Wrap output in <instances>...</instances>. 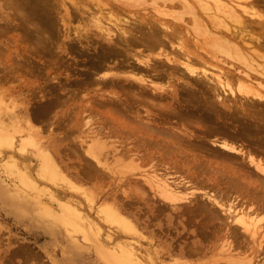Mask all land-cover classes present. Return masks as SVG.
Wrapping results in <instances>:
<instances>
[{"label":"bare ground","instance_id":"6f19581e","mask_svg":"<svg viewBox=\"0 0 264 264\" xmlns=\"http://www.w3.org/2000/svg\"><path fill=\"white\" fill-rule=\"evenodd\" d=\"M153 1L157 15L150 14V16L149 13H152L150 11L147 16L129 11L128 7L134 4L125 0H0V77L13 74L12 77L16 74L23 77L26 74L29 76L37 74L38 77L44 78L54 70L56 75L54 74L53 78L59 79L60 82L57 84L59 86L56 85L54 88L59 91L57 95L61 96L65 95L64 93L78 96L82 94L78 93L79 91L82 92L83 89L87 90L90 86H95L93 90L96 92H93V96L90 97L96 99V105L94 100H92L94 105L92 102L87 105L102 114L99 117L103 118L99 120L100 126L97 122L99 129L96 131L98 133L104 131L110 136L112 133L114 137L124 133L123 141L120 142L118 140L120 138L116 137L122 143L117 141L122 145L120 148H123L121 150L123 152L120 154L119 151L118 154L124 155L125 159L129 158L131 162L133 161V165L152 164L153 159L156 158L158 159L155 161L162 160V163L158 165L153 162L154 165L159 167L164 162L163 166L166 169L164 173H158L160 168H157L152 171V174L145 175L147 183L149 182L152 188L160 191V197L163 196L169 199V202L173 201V205L178 206V201L188 199L193 192L184 191L180 182L170 178L167 173H180V171H186L191 175L206 173L208 179L211 180H208L206 189L209 187L211 190L209 193L214 191L215 194L213 196L207 190V193L204 191L203 194H209L207 200L213 201H209L210 203H214L213 199H216L215 202L217 201L220 209L228 214L226 213L225 216L217 212V215L215 213V210L219 209L217 204L215 206L218 209L213 210L214 208L207 203L213 212L210 213V207L208 209L207 205H201V203L204 204L201 201L205 200L200 198L201 203L194 205L198 208L189 207L194 211L195 209L199 211L207 209V214L209 212V215L215 216L211 218L207 217L206 212L202 214L203 220L207 218L206 225L208 221L211 222L208 225L215 227L217 235L223 233L221 237H243L242 230L249 232V237L264 236V217L261 216L264 213V181H262L264 180V175L262 176L264 174V62L257 59V56L261 55L260 59L263 60L264 52L262 56L261 51L259 53V50L253 47L255 41L257 46L264 48V32L261 36L253 34L254 28L260 27L264 31V16L261 15L262 12L258 13L259 11L254 9V5L249 7L250 3L247 6L241 3L242 0H163L162 3L158 0ZM167 6H173L172 9L176 6L185 7L191 16L186 17L188 14L185 11L176 14L175 9L171 10L174 12L171 13L167 10L169 9ZM198 6L201 8V10L199 8L201 13L197 10ZM131 14H133L132 17ZM207 21L212 24L210 28ZM254 22L262 25L258 26V24L255 27L252 25ZM188 25L194 28V32L191 31L192 28L189 29ZM195 30L199 34L198 40H202L200 35L211 37V41H209L210 37L207 39L209 44L212 42L211 49L207 45V48H204L203 44L201 46V41L199 45L203 52L201 47L200 49L197 46L194 48V41L189 46L190 39H194L192 35ZM259 30L258 28L257 31ZM190 31L192 32L191 38ZM198 34H196L197 38ZM246 35L252 41H248ZM197 42L195 45H198ZM66 55L69 57L80 55L82 62L87 63L84 69L77 68L80 72L76 69L83 74L82 79L76 80L77 78L73 77L71 79L74 73L68 74L61 68V65L57 64L64 58L65 60L62 61L66 62V65L63 63L64 68L68 66L69 69L72 62L67 61L70 60L69 57L66 60ZM72 71L73 69H70V72ZM65 72L67 80L61 77ZM257 73L262 79L256 78ZM181 79L185 82L179 81ZM47 81L48 79L45 82ZM51 81H53L52 78ZM53 84L55 86L56 82L50 86ZM179 86L180 90L177 88ZM54 88H51L52 91ZM45 95L39 96L47 97ZM66 96L61 99L65 101ZM51 98L52 100L49 98L50 103L45 101L47 104L41 101L43 104L40 105L44 108L43 110L37 109L44 111L45 108L50 107L54 103L52 96ZM57 99L59 101V97ZM71 99L73 98L69 96L66 100ZM56 101L55 105H59L60 102L64 103L62 100L59 103ZM53 105L50 108L54 110L55 105ZM75 108L73 112L77 111ZM47 111L49 112V108L44 113ZM94 113L98 114L95 111ZM193 116L196 117L195 124L191 122ZM183 121L185 123L190 121L198 127L187 126V128L182 127L180 131H176L173 129L175 125L173 127L165 125H172L176 122L179 126L181 123L184 124ZM207 123L212 124L210 128H214V134L212 130L210 132L215 135V138H205V135L209 134ZM210 139L214 142V144L211 142L213 145L207 141ZM248 140L252 141L248 142ZM114 141H116L115 138ZM192 142L198 146L196 149L201 147L210 149L211 154L206 155H209L207 160L205 159L206 162L203 158L199 160L197 154H192V157L187 160L185 155L183 158L182 156L174 157L177 151L184 152L183 143L187 147L190 143L193 148ZM1 144L14 146L15 135L4 133V130L0 128ZM216 149L218 152L215 151ZM205 151L207 153V150ZM214 152L219 154L220 159H224L221 162L222 166H219V160L218 162L211 160L217 157ZM226 159L229 162H226ZM192 160L194 163L190 164ZM186 162H188L187 167ZM42 170L44 175L50 178L57 176V171L52 164L45 163ZM252 175H258L263 183L255 184L256 181L250 179ZM192 179L194 182L195 178L192 177ZM21 180L23 183L31 184L23 176ZM205 182L206 180L203 183ZM198 183L195 186L199 188ZM135 188L138 190V185ZM143 189L141 187L142 191ZM202 189H205V186ZM192 190L197 191L198 189L195 190L193 187ZM216 193L220 196L226 194L229 197H233L234 194L235 199L241 201L235 204H246L247 210L241 205L238 208V205L232 204V200L235 201L234 197L232 200L229 197L226 198L227 201L231 200L230 203L226 201L229 205L224 200V202L218 200ZM203 194L201 197L204 196ZM209 196L213 199H209ZM195 197H198V193ZM47 203L53 204V201L49 198ZM187 208L188 206L185 207ZM185 211L187 213V210ZM185 211L182 212L185 213ZM192 213L195 214V212ZM194 214L191 215L194 216ZM219 214L225 217L221 216L220 226H215L219 223L217 220L220 218L216 219ZM106 218L110 222L127 228L126 220L115 212H108ZM63 220L67 224L79 227L72 217L67 216ZM212 221H215L214 225ZM229 221L237 222L240 226H230ZM204 225L199 224V227ZM237 226L241 228L237 229ZM210 231L205 232L211 234ZM132 247L133 251L131 247L130 250L124 248V253L120 256L107 254V260L110 264H143L139 257L140 254L134 248L136 245Z\"/></svg>","mask_w":264,"mask_h":264},{"label":"rangeland","instance_id":"374dc122","mask_svg":"<svg viewBox=\"0 0 264 264\" xmlns=\"http://www.w3.org/2000/svg\"><path fill=\"white\" fill-rule=\"evenodd\" d=\"M125 1L135 5L127 6L129 11H132L134 14L141 13L148 16L147 13L151 11L152 13H149V15H157L156 5L153 0ZM158 1L159 3L163 2V0ZM241 3H245L247 6L250 3L249 7H253L254 5V9H256L257 12L259 11L258 13L262 12L261 15L264 16V0H242ZM171 7L173 8V6H169L168 8L170 9ZM172 8L167 10L171 12V10L175 9L177 12L176 14L183 13L184 11L187 13V8L185 7L176 6V8ZM199 8L198 6L197 10L201 13V8L200 10ZM171 13L174 12L172 11ZM186 13H184L185 15L188 14L186 17L191 16L190 13ZM132 15L133 14H131V17ZM254 23L252 25L255 27H257L258 24V26L262 25L259 22ZM207 25L210 28L212 24L210 21H207ZM249 27L251 28V26ZM258 28L261 33L257 31ZM258 28L253 29V34L261 36L264 31H262L260 27ZM189 29L194 32L193 27ZM211 29L213 31V28ZM255 29L257 30L255 31ZM190 32L189 35L191 38L192 32ZM196 34H198V32L195 30L194 36L192 35L194 39H190L189 46L192 45L191 42L194 41V43L192 42L194 48L197 46L198 49H200L202 44L203 46L205 45L204 48H207V46L209 48L211 47L212 42L209 44L211 37L208 34V37H210L209 41L207 40L208 37H205L206 35H203L205 38L200 35L202 40H198L199 34L198 38ZM245 37H247L246 39L250 38H248V35ZM195 40L198 41L196 43L198 45L200 43L199 41H201V46L195 45ZM205 40L208 41L207 44ZM248 41L252 40L249 39ZM255 43L254 41L253 47L257 48L259 53L261 51L262 54L264 48L257 46ZM191 47L193 48V46ZM201 51L203 52L202 47ZM213 52L215 51L213 50ZM79 56L80 55L76 57L65 56L66 60L68 57L70 59L67 61L72 62L69 69L68 66L64 68L63 63L66 65L65 61L62 62L65 60L64 58L60 63H57L61 65V68L66 70L68 74L74 73L70 77L71 79H82L83 74L79 73L80 70L78 69H84V65L87 66V63L82 62ZM260 57L258 55L257 59L260 62H264V58L261 60ZM70 69H73V71L70 72ZM75 71L77 72L75 73ZM66 72L61 75L62 78L64 77L63 80H67ZM54 74L56 75V72L53 70L50 74L51 76H45V79L42 76L38 77L37 74L31 76L26 74L24 77L16 74L12 77L13 74L8 77H0V128L4 130V133H12L15 135L14 146L9 144L0 145V264H110L106 257L107 254L120 256L124 253V248H129L128 250H130L131 247L133 251L132 246L134 245H136L134 248L140 254L139 257L143 264H264V236L249 237V232L247 233L241 229L243 237H221L223 233L221 232L219 233L220 235H217L218 232H215V227L208 225L209 221L207 223L208 226L206 225V215L211 218L215 217L211 216V214L209 215V212H212L211 206L214 208L213 210L219 208L215 210L216 214L217 212L225 216L228 214L220 209L217 201L215 202L216 199L209 196V199L212 198L214 203H210L209 201L211 200H207V195L212 194L214 196L215 192L209 193L211 192L209 187L206 189V184L211 181L208 179L206 173L199 175H191L186 171H180V173H167L170 178L180 182L179 184L184 187V191L188 193L193 191L192 193L194 194L192 195L191 193V197L188 199H181L178 201V206L173 205V201L169 202L170 200L163 196H161V198L160 191L156 188H152V185L148 184L149 182L147 183L145 175L152 174V171L157 168H160L158 173H164V170H166L163 166L164 162L162 166L158 167L154 164L161 165L159 163H162V160H157V162L155 160L158 158H156L153 159L154 161L150 160L154 162V164L152 162L154 166L152 164L133 165V161L131 162L129 158L125 159L124 155H119V151L120 154L123 152H121L123 148H120L122 147V145H120L122 143L120 142L125 139L124 133L121 136L118 135L120 138L118 139L119 142L116 139L117 135L114 137L112 133L110 136L104 131H101L103 132L102 134H100V131L99 133L96 131L100 126L99 120L103 117H99L102 114H99L95 108L92 109L93 107L88 106L90 102L94 100V97L91 98L90 96H93V92H96L93 90L95 86H90L87 90L83 89L85 92H83V90L82 92L79 90V92L76 91V94L82 93L78 95H81L79 98L75 94L74 96L68 94L73 98L71 99L72 101L66 100L69 96L67 93H64L65 95L62 94L63 96L67 95L64 101L61 99L63 96L60 94L57 95V92H59L58 90L56 91L57 88H54L60 83L59 79L53 78V76H55ZM256 76L258 79L261 78L259 77L261 75L258 73ZM61 77L59 78L61 79ZM51 78L53 81H51ZM47 79L48 81L50 79V82L47 81L46 83L45 81ZM54 81L56 82L55 86L54 84L50 86L52 83H55ZM179 81L185 82L182 79ZM45 83L49 86H45ZM48 87L54 88L55 90L53 89L52 91V89H48ZM177 88L179 90L181 89L180 86ZM41 89L45 91L43 92ZM46 89L48 91L50 90L49 93ZM40 91L43 94H41ZM45 92L47 97L39 96L45 95ZM32 96L34 98H32ZM51 96L53 97L54 103L59 97V101L62 100L65 106H63L64 103H62L63 105L61 102L59 103L57 99L56 102H58L60 106L52 103V105H55H53L55 107L54 110L51 109V105V108L48 107L49 112L47 111L44 113L48 108H45L44 111H39L38 109H44L41 106L43 104L41 101L47 104L45 101L52 100ZM94 101L96 105V99ZM92 103V105H94V102ZM38 104L41 105L39 106ZM74 105L77 111L73 112L75 108ZM55 110L58 111L56 112ZM94 111L98 114L94 113ZM117 115L119 116L120 114ZM192 118L193 121L191 120V122L194 123L196 117L194 118L193 116ZM183 123L184 124L181 123L182 126L181 124L178 126L176 122H173L172 125H165L169 127L175 125L173 129L180 131L182 127L187 128V126H190L193 128L195 124L190 123V121H186V123L183 121ZM207 124L209 127H207L209 134H206L205 138H215V135H213L214 128H210L212 124ZM176 127L180 128L176 129ZM194 127L198 126L194 125ZM123 128L124 126L122 129ZM104 133L106 135H104ZM93 135L95 137H93ZM114 138L116 141H114ZM122 138L124 139L122 140ZM117 141L120 144H118ZM207 141L211 143L212 139ZM251 141L248 140V142ZM212 143L214 144V142ZM192 144L193 148L190 143L188 147L183 143L182 145L185 146L184 152H181L182 150L177 151L174 157L182 156L181 158H183L185 155L184 157H186L187 160L192 157V154H197L199 160L204 159L206 162L211 154L210 149H206V147H201L202 150L201 148L196 149L198 146L195 145L194 142H192ZM205 150H207V153ZM215 151L218 152L217 149ZM208 153L209 155L206 156ZM214 154H217V157L219 155L215 152ZM217 157L211 160L217 162L219 160L220 162H218V164L222 166L223 163L221 162L223 158L221 157L222 159H220V156ZM225 161L229 162L228 159ZM217 162H215V164H217ZM45 163L49 165L52 164L55 167L57 171V176L55 178L44 175L42 169ZM189 163H194V161H190ZM187 165L188 162L185 163L186 167ZM263 175L264 174H262V176ZM22 176L27 178V181L31 184L23 183L21 180ZM255 176L252 175L250 177L251 180L256 181L255 184L264 181L262 180L264 176L261 178L262 181H260L258 175ZM192 177L195 178L194 182ZM204 177L206 178L204 179ZM197 178L200 179L198 180ZM203 180H206L205 184ZM196 183H198L199 188H201L200 190L198 186H195L197 185ZM137 185L139 189L135 190L137 188H135V186ZM204 186L205 189H202ZM141 187L142 189L144 188L143 191ZM193 187H195V190H198H192ZM206 190L209 194L204 195L205 193L203 194V192H206ZM195 192L198 193V197H195L197 195ZM201 194L204 196L202 195L203 197H201ZM161 195L163 194L161 193ZM215 196H218V200H222V202L225 201V203L228 204L227 202L230 203L235 195L233 194V197H229V195L226 194L220 196L216 193ZM228 197L229 199L231 198V200L228 199L227 201L226 198ZM49 198L53 201V204L47 203V199ZM199 198L205 201H201ZM233 199L235 201L233 202L232 200V204L238 205V208H240L239 206L241 205L247 210L246 204H243L244 206L242 204H237L239 200L237 201L235 197ZM200 201L204 202V204ZM235 202L237 203L235 204ZM197 203H201V205L205 206L208 203V205L210 204L211 206L207 205V208L210 207L211 210H209L208 214L207 209V211H201L202 209L200 208L201 212L197 209L194 211V208H198L196 206L194 207ZM239 203H241V201H239ZM186 205L188 208H194H190V210H188V208L185 209V207H187ZM215 205L218 206V208ZM185 210H187V213ZM191 210L195 212L196 215L192 213ZM182 211H185V213ZM108 212H115L122 216L126 220L125 224H127V228L115 222L108 221L106 218ZM204 212H206V215L203 220L202 216ZM190 213L194 214V216ZM220 214L216 219L222 216ZM67 216L75 219L74 221L79 224V227L77 228L64 222L63 219ZM261 216L264 217V213H262ZM210 219L208 218V220ZM215 221H212V224ZM218 221L219 223H217ZM217 222V224L214 223L215 226H220L221 218L217 220ZM222 222H224V220ZM230 223V226H240L237 222L234 223L231 221ZM199 224H205L204 226H206V228L204 226L199 227ZM209 224H211V222ZM210 226H212V229H209ZM238 226L237 229H240L241 227ZM204 229L208 231L211 230V234L205 232L207 230ZM216 229H218V227H216ZM212 231L215 232H213L214 236ZM238 231L240 232V230Z\"/></svg>","mask_w":264,"mask_h":264}]
</instances>
